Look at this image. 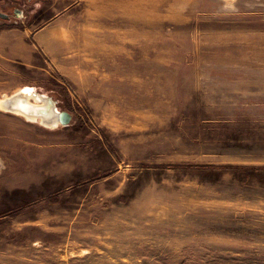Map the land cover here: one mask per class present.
<instances>
[{"label": "rangeland", "instance_id": "obj_1", "mask_svg": "<svg viewBox=\"0 0 264 264\" xmlns=\"http://www.w3.org/2000/svg\"><path fill=\"white\" fill-rule=\"evenodd\" d=\"M6 3L0 264H264V0Z\"/></svg>", "mask_w": 264, "mask_h": 264}, {"label": "bare ground", "instance_id": "obj_2", "mask_svg": "<svg viewBox=\"0 0 264 264\" xmlns=\"http://www.w3.org/2000/svg\"><path fill=\"white\" fill-rule=\"evenodd\" d=\"M29 97H32L33 101L39 104L28 101ZM30 107H35L34 113L33 111L29 113L31 110ZM0 108L21 115L31 121H38L53 127L56 125L53 119L58 113H55L56 111L53 109L52 103L44 96H41V94L35 95L25 88L19 90L12 97L0 99ZM44 118L49 119L51 123L45 122Z\"/></svg>", "mask_w": 264, "mask_h": 264}, {"label": "water", "instance_id": "obj_3", "mask_svg": "<svg viewBox=\"0 0 264 264\" xmlns=\"http://www.w3.org/2000/svg\"><path fill=\"white\" fill-rule=\"evenodd\" d=\"M6 18H7L6 15L0 13V19H6ZM19 95H21V94H19ZM47 100H49V99H47ZM52 107L54 108L53 104H52ZM30 109L31 110H30L29 113H32V111H33V113L35 112V107H30ZM55 113H58L57 116H55L54 119H53L54 122L56 123L55 126H57L58 124L67 125L68 122H69V120L71 119V116L68 113H66V112L60 113V112L56 111ZM41 117H43V116H41ZM44 121L47 122V123H51L50 120L49 119H46V118H44Z\"/></svg>", "mask_w": 264, "mask_h": 264}, {"label": "flooded vegetation", "instance_id": "obj_4", "mask_svg": "<svg viewBox=\"0 0 264 264\" xmlns=\"http://www.w3.org/2000/svg\"><path fill=\"white\" fill-rule=\"evenodd\" d=\"M10 12L12 14H16L19 11L15 7L11 6V4L6 3V0H0V13L7 16L6 19H0V20L8 21L10 16L12 15L10 14Z\"/></svg>", "mask_w": 264, "mask_h": 264}, {"label": "crops", "instance_id": "obj_5", "mask_svg": "<svg viewBox=\"0 0 264 264\" xmlns=\"http://www.w3.org/2000/svg\"><path fill=\"white\" fill-rule=\"evenodd\" d=\"M18 47V46H17ZM15 49V48H14ZM17 55L27 58L24 54H21L20 51H17ZM28 59V58H27Z\"/></svg>", "mask_w": 264, "mask_h": 264}]
</instances>
